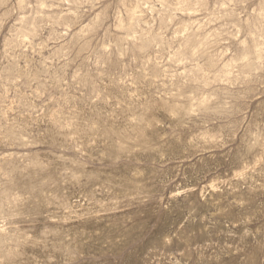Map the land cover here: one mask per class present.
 Returning a JSON list of instances; mask_svg holds the SVG:
<instances>
[{"label":"rangeland","instance_id":"374dc122","mask_svg":"<svg viewBox=\"0 0 264 264\" xmlns=\"http://www.w3.org/2000/svg\"><path fill=\"white\" fill-rule=\"evenodd\" d=\"M0 264H264V0H0Z\"/></svg>","mask_w":264,"mask_h":264}]
</instances>
